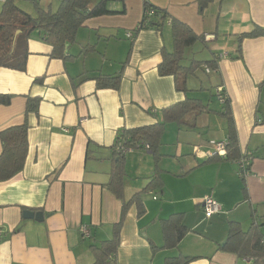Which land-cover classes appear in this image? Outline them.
Segmentation results:
<instances>
[{
	"label": "crops",
	"instance_id": "0c3cea01",
	"mask_svg": "<svg viewBox=\"0 0 264 264\" xmlns=\"http://www.w3.org/2000/svg\"><path fill=\"white\" fill-rule=\"evenodd\" d=\"M43 1L54 8L53 0ZM147 1L205 39L199 44L210 51L207 61H216L209 73L217 79L215 93L220 87L230 99L242 157L251 166L245 191L238 162H209V141L228 139L225 117L204 112L188 116L183 126L168 124L159 150L163 193L143 196V216L136 206L129 209L117 264H166L179 257L192 264H254L223 248L231 223L244 231L254 220L264 224V36L244 39L238 58L241 36L264 29V0H216L203 13L199 0ZM109 10L116 14L83 25L68 59L51 58L53 47L34 34L26 71L0 68V95L12 97L0 105V156L1 133L29 126L23 171L0 182V264H93L90 247L110 240L122 215L123 201L107 186L118 133L162 122V110L202 90L179 92L174 77L159 74L162 50L173 49L171 24L135 35L145 0H112ZM119 74L118 90L98 87L99 76ZM28 98L40 99L38 113L27 114ZM155 171L151 152L127 155L125 201L145 189ZM206 198L221 207L210 219ZM26 211L43 219H26ZM175 214H183L189 233L178 248L165 250L163 221ZM82 227L89 237L83 238Z\"/></svg>",
	"mask_w": 264,
	"mask_h": 264
},
{
	"label": "trees",
	"instance_id": "16d2710c",
	"mask_svg": "<svg viewBox=\"0 0 264 264\" xmlns=\"http://www.w3.org/2000/svg\"><path fill=\"white\" fill-rule=\"evenodd\" d=\"M19 0H7L0 8V68L25 72L29 57L28 41L34 34L43 35L44 40L53 47L51 58L66 60L70 47L76 43L79 30L90 19L116 14L109 10L112 0H62L57 9L52 6L43 9L40 0H30L36 8V15L32 16L23 11L18 5ZM216 0H199L200 12ZM223 1V0H219ZM167 22L171 24L173 36L172 51L162 50V62L158 67L161 76H172L175 79L179 92L188 94L192 90L188 87V80L195 75L198 68L206 66V72L212 73L216 68V61H197L187 57L190 51L198 43H204L205 39L196 35L186 24L177 19L170 18L167 11L152 6L145 0V13L140 25L135 30V35L141 31L156 29L163 30ZM19 33V34H18ZM264 36V29L256 27L252 32L244 34L240 38L239 59L242 58L241 43L247 38ZM88 49H86L87 52ZM209 70V71H207ZM98 87L103 89L118 90L121 85V75L104 76L97 78ZM38 81V80H37ZM217 99L221 105L218 112L211 111L208 105L199 99L187 98L185 101L162 110L163 121L151 126L135 129H122L112 147L113 168L111 171L108 189L123 201L121 220L113 227V235L110 240L102 242L99 246H91L95 262L93 264H117L116 254L121 244V230L129 209L136 206L138 216H143V196L151 191L163 193V181L158 174V164L161 159L160 147L168 124L183 126L185 119L190 115H200L204 112L216 113L226 118L228 122L227 156H213L212 159H220L227 162H238L242 157L239 136L236 123L232 114L230 99L222 91ZM221 102V100H223ZM12 97L0 95V105H9ZM40 99L28 98L27 114L38 113ZM29 126L9 128L1 133L2 153L0 156V182L9 181L23 171L29 150L28 141ZM117 141L122 144L121 151L116 149ZM219 142V141H217ZM131 150L132 152L126 153ZM144 150L151 152L156 163V176H153L148 186L135 194L129 201L124 198V179L126 176L127 155ZM251 166V164H250ZM249 166V167H250ZM244 190L247 191L246 177H242ZM189 230L183 222V214L172 215L163 221L164 246L162 249L170 250L179 247ZM224 251L237 254L241 258L250 259L254 264H264V224L253 221L250 229L244 231L237 223L230 224L229 236ZM194 259L179 257L169 259L166 264H192Z\"/></svg>",
	"mask_w": 264,
	"mask_h": 264
},
{
	"label": "rangeland",
	"instance_id": "374dc122",
	"mask_svg": "<svg viewBox=\"0 0 264 264\" xmlns=\"http://www.w3.org/2000/svg\"><path fill=\"white\" fill-rule=\"evenodd\" d=\"M41 1V0H40ZM53 6L54 9H57L61 0H53ZM17 5L26 13L35 16L36 15V8L35 5L32 1L30 0H19L17 2ZM41 6L43 8H46V3L43 1L41 2ZM1 8V5H0ZM208 54H210V51L205 47L202 46V44H197L196 46H194L192 48V50L188 51L187 57H194L199 61H207L208 58ZM192 59V58H191ZM206 66H202L200 68L197 69V71L195 72L194 76H191L188 80V87L190 89V86L195 88H202L201 91L199 92H195V93H191L192 97L194 99H199L203 102V104L208 105L210 109L212 110H216V111H220L221 107H220V103L217 99V95L215 93V86L217 83V79L212 76L207 74L206 72ZM214 116H212V120H211V126L213 129L214 126ZM223 118H221L220 116H217V120L219 123L223 122V120H221ZM226 120V119H225ZM176 125V124H174ZM204 138V136H203ZM210 142V141H209Z\"/></svg>",
	"mask_w": 264,
	"mask_h": 264
},
{
	"label": "built area",
	"instance_id": "2783aa9c",
	"mask_svg": "<svg viewBox=\"0 0 264 264\" xmlns=\"http://www.w3.org/2000/svg\"><path fill=\"white\" fill-rule=\"evenodd\" d=\"M7 0H0V5L6 3ZM129 38H133V35H129ZM212 39V37H207V40ZM209 71V70H207ZM210 72V71H209ZM222 92V89H219L218 94ZM223 100H221V102H223ZM211 150L207 151L206 154L210 157L213 156H221V157H226L227 156V146H228V142L227 141H211L209 142ZM117 147L116 149H118L119 151H121V143L120 141H117L116 143ZM128 152H132L131 150L126 151V153ZM239 164V174L242 177H247L250 173V162L247 161L245 158L241 159L238 161ZM203 211L205 214V217L207 219L212 218L214 215L220 213L221 211V207L220 205L214 201L212 198H206L203 201ZM81 234L83 236V238H87L90 236V231L88 228L86 227H82L81 229ZM1 239V237H0Z\"/></svg>",
	"mask_w": 264,
	"mask_h": 264
},
{
	"label": "water",
	"instance_id": "95a60500",
	"mask_svg": "<svg viewBox=\"0 0 264 264\" xmlns=\"http://www.w3.org/2000/svg\"><path fill=\"white\" fill-rule=\"evenodd\" d=\"M19 34V33H18ZM24 217L26 219H37V220H42L43 219V214L42 213H35L33 211H26L24 213Z\"/></svg>",
	"mask_w": 264,
	"mask_h": 264
}]
</instances>
